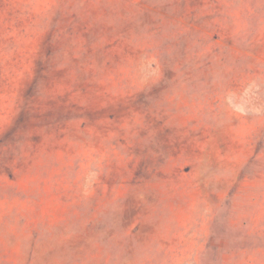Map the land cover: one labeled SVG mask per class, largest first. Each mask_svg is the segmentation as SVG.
<instances>
[{"label": "rangeland", "instance_id": "374dc122", "mask_svg": "<svg viewBox=\"0 0 264 264\" xmlns=\"http://www.w3.org/2000/svg\"><path fill=\"white\" fill-rule=\"evenodd\" d=\"M0 264H264V0H0Z\"/></svg>", "mask_w": 264, "mask_h": 264}]
</instances>
